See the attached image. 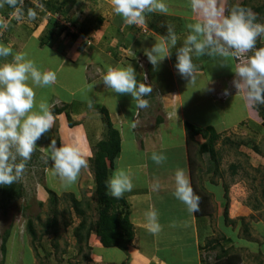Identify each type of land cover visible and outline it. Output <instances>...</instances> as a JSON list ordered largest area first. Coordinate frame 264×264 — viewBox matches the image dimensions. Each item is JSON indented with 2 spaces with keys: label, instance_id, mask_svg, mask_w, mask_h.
Instances as JSON below:
<instances>
[{
  "label": "rangeland",
  "instance_id": "374dc122",
  "mask_svg": "<svg viewBox=\"0 0 264 264\" xmlns=\"http://www.w3.org/2000/svg\"><path fill=\"white\" fill-rule=\"evenodd\" d=\"M32 1L38 5L41 4V0ZM75 1L76 3L74 2L71 4V0H55V3H65V8L68 7L66 11L70 12L68 16H70V18H76L79 21H85L88 18L93 21L97 16L103 17V14L107 13L111 5L110 2H105V0ZM242 1L244 0H221L226 10L232 3L239 4ZM68 2L70 3L69 5H67ZM164 2L168 6V13H171L172 9L176 15H179L176 11L179 10L182 12L183 10L185 14L191 16L190 0H164ZM248 2L250 5H259L264 3V0H248ZM5 5L6 4H4V7ZM1 9L3 8H0V10ZM249 9L258 17V23L264 24V15H259L252 7ZM6 10L7 8L5 7V10L1 12ZM28 10L29 9L25 10V13H23L24 19L22 20L17 19L19 13L15 12L13 14V22L10 23L14 24V27L16 24H18L16 25L17 27L20 25V29H17V33L18 38L20 37L21 40H29L31 37V31L28 30L29 25L34 26L37 23L40 24V21L43 19V16H40L41 13H38L34 19L29 21L27 19ZM49 13L53 14L52 12ZM184 13L180 15L183 16ZM5 15V13H2L0 19L3 20ZM193 15L192 13V16ZM54 17L58 18L63 23L66 21L67 24H70L66 17L60 13L54 14ZM146 17L153 18L156 26H159L162 17H166V15L149 13ZM189 23L190 22H188L187 25ZM172 27H174V25H172ZM185 30L187 31V29ZM42 33L41 35L46 34V32ZM64 33L62 34L63 36L60 35L57 40L58 42L60 40H65L62 41V43L64 42L62 45L67 49L66 54L75 58L80 49L76 47L75 50L72 51V42L70 44L67 42L66 44V41H71V39L70 37H66ZM259 40L263 43L264 47V37ZM30 41L31 44L21 51L27 53V58H31L37 62V64L42 61H47L51 63L53 67L57 66L60 60L59 53L56 54L51 52L47 47H40L39 43L35 40ZM251 55L252 53L246 54V56ZM194 56L193 53V62L195 61ZM236 61V58H229L227 61H222L221 58L215 57L214 63L207 65V68L209 71H214L216 69L214 71V76L220 74V71L230 74L234 72L233 69L236 66ZM221 62L227 64L221 66ZM89 66L91 67L92 65L90 64ZM53 71L57 75L56 70L54 69ZM64 73L63 71L59 73L58 78L60 80H65L67 77L69 78L68 73L66 74L67 76H65ZM209 74L210 72H208V75ZM233 79L232 77L229 79L224 77L221 84H219V81L214 85L216 106L204 103L198 107V109H202L200 113L188 111L190 115L202 114V119L191 122L192 124L198 127H208L215 124L222 136L217 144V148L222 156L219 172H216L214 162L210 160L209 155H206L205 162L201 164L203 172H201V174L199 173V177L196 178L197 189L211 196L212 216L205 217L198 223L200 226V234L198 232L195 242L196 246L200 241L203 245H206L208 239H218L230 252H238L243 256V262L241 264H264L263 119L260 117L258 110L255 111L252 109V107L255 108L256 106H247L242 98V94L239 92L237 93L236 89L237 98L231 102L230 97L234 95L232 94L231 96L229 95V99L226 101L225 97L228 98V96L223 95L225 90L224 87L225 85H227V87L231 85ZM149 80L151 82L150 84L154 87L151 78H149ZM67 83L73 88L76 87V85L78 86V84L81 85L80 78L75 77L71 83H69V80ZM60 86L62 87V85ZM60 86L57 90L61 92L56 91V93L59 97L64 98L67 94L65 95L62 92ZM102 91H104L103 88H95L93 84L81 85L74 100L69 102V109L74 111L81 110V113L75 116L77 121L73 119L76 125L71 126L68 120H66L67 117L64 116V118L58 120L61 124L58 123L57 128L55 126V131L63 129L62 132L66 133L63 134L64 136L62 135L63 144L76 143L89 161V166L81 170L75 184L65 187L60 179L53 175V161L50 160L48 146L44 144L40 147L41 151L34 150L31 159L27 161L26 169L22 177L16 182L17 185L19 184L21 186V197L19 196L17 199L7 203L0 191V264H197V260L193 258L196 257L195 242L193 240L194 232L190 231V227L187 224L176 225L175 228L170 229L166 226V231H164V233L162 232L159 243H154L152 238L141 233V229L137 228L135 229L136 235L143 234L142 242L141 244L132 242L128 252H124L115 247H104L100 241L95 238V235H92L87 243L84 242L83 244H79L77 242L74 230L81 218L78 217L76 212L72 209L70 200L68 199V193H74L83 201L90 220L95 221L98 218L96 211L95 180L90 158L94 154V144L103 139L104 135L106 136L103 114L98 108L102 105H98L96 102L98 95ZM186 91L189 92L188 88H186ZM203 91H206V88ZM231 92L234 93V91ZM113 94L116 93L113 92ZM159 95H156L154 101L160 102L162 100V102H164L167 100V96L163 97L164 94ZM202 96L204 99L207 98L205 95ZM100 97L102 102H106L107 104L110 103L105 94H101ZM133 101L130 99L127 104L130 111L129 114H132V108L134 107ZM89 103H91V107H89ZM244 104L247 108L246 119L241 120L237 118V120H235V118H231L237 113L235 109L231 107L243 108L245 107ZM227 105H229V108L226 107ZM226 113L229 115L228 120L223 116L226 115ZM150 115L152 116L153 112L149 107V109H141L139 119H133L130 123L131 125L122 114V120L117 119V123L115 124L121 131V137L123 138L122 151L120 153L122 156L121 160L134 161L133 164L136 165L139 162L143 163L147 161L148 158L150 161L153 152H156L163 153L167 157L160 168H165L166 165L164 164L168 162H180L181 150L177 147L183 139L180 135L181 131L178 126L173 127L178 133L177 135L171 134V131H169L167 127L166 131H164L163 128H158L155 143L153 144L152 141L149 145H142V137L146 133H150L148 129H151L155 123V119L150 118ZM80 119L81 121H79ZM121 121H125L126 123H121ZM251 121H254V123ZM62 124H65V127H62ZM49 133L50 131L45 135ZM45 135L42 137L43 139H45ZM58 136L57 133L54 140H56ZM128 137L135 138L131 140V138L128 139ZM187 137H189L188 133ZM227 137H230L233 144L226 141ZM195 139L200 143L204 141L200 135L195 136ZM241 139H244V144L237 146L238 141ZM172 145L176 148H172ZM256 146L259 147V150L255 148ZM145 152L146 158L144 160L140 159V155ZM126 157L128 158L126 159ZM17 162H20L19 158ZM150 163L155 162L152 161ZM232 165H237V172L235 174H233L231 169ZM49 188L56 191L61 198L58 206L59 231L57 234L51 233L42 235L44 224L51 215L50 211L52 210L50 201L51 195L47 191ZM163 196H160V198H166L167 201L164 202L169 201L171 207L175 209L177 203L174 202L172 195H167L166 193ZM88 204H90V206H88ZM226 205H228V219L224 216ZM174 212L176 217L182 213L179 209ZM167 213H170V211H167ZM29 219L33 220L38 232V239L34 243L28 231L27 223ZM7 230L10 231V236L7 241V252L5 253L1 249V244L3 241L2 237ZM179 245L181 246L179 247ZM197 249L199 250V246ZM207 250L208 246H206L205 253H207L204 254L205 258L211 254L212 256L209 259H212L216 251L219 253L221 248L218 247L214 252Z\"/></svg>",
  "mask_w": 264,
  "mask_h": 264
},
{
  "label": "clouds",
  "instance_id": "9594fccd",
  "mask_svg": "<svg viewBox=\"0 0 264 264\" xmlns=\"http://www.w3.org/2000/svg\"><path fill=\"white\" fill-rule=\"evenodd\" d=\"M18 2L22 4L23 0H0V8L4 4L16 8ZM110 4L113 12L128 26H146V15L149 13H168L164 0H110ZM190 8L197 19L187 25L188 34L182 46L176 49L177 72L181 77L189 79V83L195 82L197 66L193 63V53L197 57H219L222 61L236 58L238 64L233 69L235 77L232 86L237 93L242 94L247 106L264 105V47H256L258 39L264 37V24L256 22L257 16L251 9L240 5L233 6L226 14L221 0H190ZM16 11L19 13L17 19H24L21 10ZM35 17L36 12L29 9L27 19L30 21ZM0 27H7L3 20H0ZM178 40L173 27L167 24V35L162 36L151 49H145V55L154 68L165 58H171L172 49ZM247 53L252 55L246 56ZM8 56L13 57L12 61L0 65L2 186H10L22 177L27 161L37 147V141L52 129L54 115L46 100L41 99L37 104L34 87H48L57 80L54 71H41L33 60L27 58V53L17 52L13 55L11 47L0 44V57ZM225 64L221 62V66ZM102 79L104 85L116 94H130L137 108L149 106V101L144 97L153 92V87L147 75L144 82L137 81L133 66H109ZM223 95L228 96L225 97L227 101L229 90L225 89ZM48 151L53 161L52 173L65 187L75 184L81 170L89 166L88 159L76 143L57 146L56 141L52 140ZM18 158L20 162H17ZM151 159L156 164H162L167 157L163 153L153 152ZM156 186L159 187L158 182ZM175 186V197L187 206L189 212H198L200 197L194 193L185 170H176ZM107 187L113 198L125 197L131 211L128 196L124 195L134 187L130 173L124 169L116 170L107 181ZM145 217L148 231L158 233L161 225L157 212L149 210Z\"/></svg>",
  "mask_w": 264,
  "mask_h": 264
},
{
  "label": "crops",
  "instance_id": "0c3cea01",
  "mask_svg": "<svg viewBox=\"0 0 264 264\" xmlns=\"http://www.w3.org/2000/svg\"><path fill=\"white\" fill-rule=\"evenodd\" d=\"M71 1V4H73L74 2L76 3L75 0ZM105 2H110V0H105ZM70 3L68 2L67 5H69ZM2 8L3 9L0 10V15L4 13L1 11L5 10L4 6ZM16 10L17 9H14V11L9 15L8 18L4 17L3 19V22L7 25V27L0 28V44L11 47L14 55L15 53L21 52L24 48L28 47L31 44L30 40H35L39 43L40 47H47V49L49 48L51 52L60 54V60L56 67H53L52 64L48 63L47 61H42L37 64V62L33 60L36 66L41 71H53L55 69L57 72V80L53 85L44 88L34 87V91L36 92L37 104H39L41 99L46 100L55 118V123L52 129L49 130L50 133L48 135H45V139L41 138L37 141V147L35 150L41 151L40 147L44 144L46 146H49L51 141L54 140V137L57 133L59 135L57 138L60 139V145L63 144V134L66 133L62 132L63 129H61L60 131L59 129L58 131H55V126L57 128L58 123L61 124L58 120L64 118V116H66V113H57L56 110L64 106L65 108L66 106L69 108V102L74 100V97L80 90L81 85L85 86L93 84L95 88L100 87L101 89H104V91H102L98 95L97 101H95L98 105L107 107L110 112L111 120L115 126V123H117V119L122 120L121 114L129 124L133 119H139L141 109L136 107V102L133 101L131 95L113 94V91L106 85H104L102 79L109 66H133L136 70V78L138 82H144V77L145 75H147L149 78H151L153 82L152 84L154 85V87L152 86L153 92L150 95L144 97V99L149 101V106L147 107V109H149L150 107L153 112V115H150L151 117H149L154 118L155 123L151 129H148L150 130V133H146L142 137V145H149L152 143V141L153 144L155 143L158 128H163V130L166 131L167 127V129L171 131V134L177 135L178 133L173 129V127L178 126L181 131L180 135L183 139L177 147L181 150V157L179 159L180 162H168L164 164L166 165L165 168H160L161 164L150 163L153 160L151 159L149 161V158L143 163L139 162L138 164L134 165V161H122V156L119 155L117 167L113 170L112 175L116 170L124 169L128 173H130L132 177L134 187L131 191L125 192L124 195L128 196L131 205V219L135 226V229H141V233H144L146 236L152 238L154 243H159V241L161 240L162 232L164 233V231H166V226L170 229L175 228L176 225L187 224L190 227V231L194 232L193 240L195 242L198 232H200V226L198 224L200 222L195 213L189 212L187 206L183 202L179 201L174 195L176 187L175 172L178 168L185 170L189 178L190 185L193 189L190 163L188 158V137L186 131V123L201 120L202 114L190 115L188 114V111H192L193 113H200L202 109H198V107L204 103L216 106V100L214 99V85H216L219 81V84H221L224 77H227V79L231 77L234 78L235 74L234 72L228 74L220 71V74L214 76V71L216 69L214 71H209V69L207 68V65L214 63V58L208 55H204V57L207 58H205V61H203L204 59H200L203 58V56L197 57L195 54V61L193 62L197 66L195 82L189 83V79L181 77V75L177 72L175 68L176 49L182 46L183 40L188 34L189 30L187 29V23H193L197 19L194 15L192 16V11L191 16L185 14L183 10L182 12L177 10L176 12L179 15H176V13L171 9V13L164 14L166 15V17H162L159 26H156L153 18L146 17V26L141 27L136 25H126L123 19L113 12L112 6L110 5L107 13L103 14V22L99 25L96 24L97 27L95 28L92 26L91 34L88 35L91 37L90 41L86 43V38L82 35L78 36V38L75 40L70 38L71 41H66V44L67 42L69 44L72 42V51L75 50L76 47L80 49L75 58H72V56L66 54L67 49L64 45H62L64 43H62V41L65 40H60L58 42L57 38L51 41L50 45H41L44 36L41 34H43L42 32L47 33V30L51 25V17H54L53 14L49 13L50 11H47L46 14L40 15L43 16L40 24L37 23L34 26L29 25L28 30L31 31V37L29 38V40H21L20 37L18 38L17 33V29H20V25L17 27L16 25L18 24H16L15 28L13 26L14 24H10L11 22H13V14L17 12ZM181 13H184V15H180ZM95 22L98 21H88V24L90 25ZM167 24L170 26L174 25L173 29L176 35L179 37V40L177 42V45L172 49L171 58H165L158 66L154 68L145 55V49H151V47L162 38V36L167 35ZM185 29H187V31ZM71 30L74 31V28H71ZM4 33L5 37H3ZM12 58V56L0 57V65L5 62H11ZM90 64L92 65L91 67L89 66ZM62 71L65 72V76H67V73L69 75V78L67 77L65 79L66 84L65 80H60L58 78L59 73H61ZM208 72H210L209 75ZM74 77L80 78L81 81V85H76L77 88H73L67 83L68 80L69 83H71ZM29 84L31 85V82H29ZM60 85H62V87ZM59 86L61 87L62 92L65 95L67 94L66 96H64V98L59 97L56 93V91H60L57 90ZM186 88H188L189 92L186 91ZM205 88L206 91H203ZM224 88L229 90L230 96L234 94L230 97L231 102L235 98H237L235 88L232 86V82L231 85H229L228 87L227 85H225ZM231 91H234V93ZM101 94L106 95V98H108V101L110 102L109 104L101 101ZM159 94H164L163 97L167 96V100L164 102H162V100L160 102L154 101L156 95ZM202 95L207 96V98L204 99ZM130 99H132L134 105V107L132 108V114H129L130 111L127 106ZM226 107L229 108V105H227ZM231 108L235 109V111L237 112L236 115L232 116L231 118H235V120H237V118L241 120L246 119V105L243 108ZM68 110L72 112V119L77 121L75 119V116H78L81 113V110ZM223 116H225L227 120L229 119V115L227 113ZM79 121H81V119ZM121 123L126 122L121 121ZM64 125L65 124H62V127H65ZM129 138H131L132 140L135 137H128V139ZM173 147L175 146L172 145V148ZM140 156V159L144 160L146 158V152ZM127 158L128 157H126V159ZM157 182L159 184V187L156 186ZM166 193L167 195H172L174 202L177 203L175 209L174 207H171L169 201L164 202L167 201L166 198H163V195ZM160 196L163 197L160 198ZM176 209L182 211V213L177 217L174 212L177 211ZM149 210H155L158 214V222L161 225V230L156 234L149 232L146 228L145 213ZM167 211H170V213H167ZM142 235L143 234L136 235L135 233L133 242H138L141 244L143 239ZM199 245H203L201 241L197 246L195 242L196 257L193 258L197 260V264H202V257L204 256V252L202 253L201 251L200 254V249H197ZM180 246L181 245H179V247Z\"/></svg>",
  "mask_w": 264,
  "mask_h": 264
},
{
  "label": "trees",
  "instance_id": "16d2710c",
  "mask_svg": "<svg viewBox=\"0 0 264 264\" xmlns=\"http://www.w3.org/2000/svg\"><path fill=\"white\" fill-rule=\"evenodd\" d=\"M63 2L61 4H57L55 3V0H41V4L38 5L32 0H23L22 4L18 2L16 8L6 4L5 7L7 10L4 11L6 14L4 17L8 18L14 9H20L22 13H25V10L27 9H33L36 12V15L38 13L46 14L47 11H50L54 14H66L65 17L70 22V25L62 24L57 19H54V17H51V25L49 26L47 33L43 36L41 45H50L51 41L59 38L64 32L66 37H70L73 40L82 35L86 38L85 41L87 43L91 40V37L88 35L91 34L92 26L94 28L97 27L96 24L99 25L102 23L103 18L101 16H97L95 20L98 22L92 23L90 25L87 22L91 21L90 18L85 21H79L73 17L70 18V16H68L69 12L66 11L68 7L65 8V3ZM235 5H240L246 9L252 7L259 15H264V3L259 5H250L248 0H244L239 4L232 3V5L227 8L226 14ZM256 22H258V17ZM71 28H74L75 30L72 31ZM3 37H5V33L3 34ZM256 47H263V43L259 39L257 41ZM205 58L207 57L203 56V58L200 59H204L203 61H205ZM67 108V106L66 108L65 106L61 107L57 109L56 112H65L69 124L71 126H75L76 123L73 122L72 113L68 110L69 108ZM98 108L103 114V122L106 127V136L104 135L103 139L94 144V154L90 158L95 180L96 211L98 218L95 221L90 220L83 201L79 199L74 193H68V199L70 200L72 209L76 212L77 216L81 218L79 224L75 227L74 234L79 244H83L84 242L87 243L91 236L95 235V238H97V240H99L104 247H115L124 252H128L135 236V226L130 217V206L127 203L125 197H122L121 199L113 198L107 187V181L112 177V172L117 167L118 157L122 149L121 133L120 130L113 124L109 110L105 106H100ZM252 109L255 111L258 110L260 117L263 119L262 124L264 127V105H259L255 108L252 107ZM251 122L254 123V121ZM186 131L189 135L187 142L188 158L190 163L193 191L200 197L199 211L195 212V215L199 222H201L205 217L212 216V200L208 193L197 189L196 178L199 177V173L201 174V172H203V167L201 164L205 162L206 155H209L210 160L215 164L216 172H219L222 156L220 154L221 152L217 148V144L221 140L222 136L215 125H210L208 127H198L190 122H187ZM198 135L204 139L203 142L200 143L195 139V136ZM55 141L57 146H60V139L57 138ZM226 141L233 144V141L230 139V137H227ZM244 142V139L239 140L237 146L244 144ZM255 148L259 150V147L256 146ZM231 169L233 174H235L237 172V165H232ZM0 191L4 196L3 198L5 202L7 203L17 199L19 196L21 197L22 195L21 186L19 184L17 185L16 182L10 186L0 185ZM47 191L51 195L50 201L52 210L50 211L51 215L47 218L44 224V231L42 235H48L51 233L57 234L59 231L58 206L60 204L61 198L56 191L51 190L50 188L47 189ZM88 206H90V204H88ZM227 207L228 205L225 206L224 213L226 219H228ZM27 226L32 237V242L34 243L38 239V232L32 219L28 220ZM9 236L10 231L7 230L2 237L3 241L1 244V249L5 253L7 252V241ZM206 244L207 245L204 246L199 245V249L202 251V253H205L206 246H208L207 251L214 252V250H217L218 247L221 248V251L219 253L216 251L212 259H209L212 256L211 254L206 258L203 257L204 259H202V264H241L243 262V256L240 253L230 252L218 239L210 238Z\"/></svg>",
  "mask_w": 264,
  "mask_h": 264
},
{
  "label": "built area",
  "instance_id": "2783aa9c",
  "mask_svg": "<svg viewBox=\"0 0 264 264\" xmlns=\"http://www.w3.org/2000/svg\"><path fill=\"white\" fill-rule=\"evenodd\" d=\"M57 20L60 21L62 24L70 25L69 23L67 24L66 21H64V23H63V22H62L61 20H59L58 18H57Z\"/></svg>",
  "mask_w": 264,
  "mask_h": 264
}]
</instances>
